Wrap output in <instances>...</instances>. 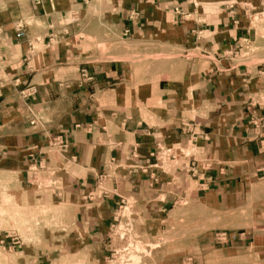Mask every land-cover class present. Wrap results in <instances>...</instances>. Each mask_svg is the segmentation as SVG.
<instances>
[{
  "label": "crops",
  "instance_id": "1",
  "mask_svg": "<svg viewBox=\"0 0 264 264\" xmlns=\"http://www.w3.org/2000/svg\"><path fill=\"white\" fill-rule=\"evenodd\" d=\"M221 1L40 0L20 38L11 21H0V190L11 201L30 203L35 190L26 185L27 170L34 158L45 171H54L62 186L56 196L69 193L67 201L74 204L112 161L125 169L122 199L160 212L161 202L166 208L171 197L161 194L159 175L154 180L149 171L136 170L149 169L161 147H188L187 132L198 139L200 157L210 158L215 171L224 170L219 180L224 186L263 175L264 129L253 127L241 112L240 88L249 81L222 57L244 35L245 22L225 14V8L214 17L203 11ZM82 7L86 15L70 23L62 19ZM130 9L136 20L127 19ZM87 42L94 51H84ZM128 45L134 55L169 62L151 65L150 77L135 78L122 60ZM28 86L35 94L22 101L18 92ZM28 109L41 119L38 127L28 125ZM55 135L63 138L64 150L50 146Z\"/></svg>",
  "mask_w": 264,
  "mask_h": 264
},
{
  "label": "rangeland",
  "instance_id": "2",
  "mask_svg": "<svg viewBox=\"0 0 264 264\" xmlns=\"http://www.w3.org/2000/svg\"><path fill=\"white\" fill-rule=\"evenodd\" d=\"M217 3L203 10L205 15H222L225 8V14L240 15L245 22L244 35L224 50L222 57L238 65L241 76L249 81L240 88L242 114L253 127L264 129V4L254 7L244 0ZM49 9L55 12V8ZM39 10L40 0H0V21H11L14 34L23 37L31 27L29 17ZM86 10L82 7L66 13L67 17L60 15L70 23L73 17L86 15ZM135 14L130 9L127 19L136 20ZM55 26L60 27V22ZM91 46L87 42L82 47L89 53L94 51ZM125 51L122 60L135 78L150 77L147 69L151 65L169 62L167 58L134 55L130 45L123 47ZM79 75L89 80L86 71ZM34 94L33 86L18 92L22 101ZM259 111L261 117H256ZM25 113L28 125L38 127V114L30 109ZM187 136L188 147H161L149 169H135L140 174L149 171L154 180L159 175L161 194L171 197L166 208L161 202L160 212L142 205L136 208L122 199L121 172L125 169L112 161L96 173L90 189L83 192L80 187L77 203L69 204V193L55 194L62 186L56 184L54 171H45L44 163L32 158L26 183L35 190L30 203L27 198L11 201L0 190V264H264V178L255 176L224 186L219 182L224 170L212 169L213 161L200 157L198 139L191 132ZM50 146L64 150L63 138L53 136ZM209 172L213 174L206 175ZM45 190L55 196L51 198L49 193L47 197ZM90 229L96 231L89 233Z\"/></svg>",
  "mask_w": 264,
  "mask_h": 264
},
{
  "label": "built area",
  "instance_id": "3",
  "mask_svg": "<svg viewBox=\"0 0 264 264\" xmlns=\"http://www.w3.org/2000/svg\"><path fill=\"white\" fill-rule=\"evenodd\" d=\"M135 16H137V15L135 14ZM20 36H22L21 33H16V35H15L16 38H19ZM82 76H84V75H82ZM31 93H33V89L31 91ZM263 123H264V121H263ZM262 177L264 178V174L262 175Z\"/></svg>",
  "mask_w": 264,
  "mask_h": 264
}]
</instances>
